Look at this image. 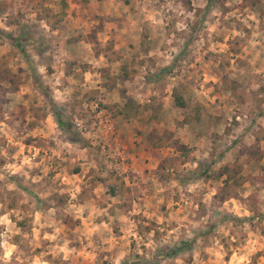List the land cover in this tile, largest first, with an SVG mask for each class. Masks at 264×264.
<instances>
[{"label": "clouds", "instance_id": "9594fccd", "mask_svg": "<svg viewBox=\"0 0 264 264\" xmlns=\"http://www.w3.org/2000/svg\"><path fill=\"white\" fill-rule=\"evenodd\" d=\"M41 2L44 8L48 7V0ZM119 7L120 18L125 21V31L121 36L132 43L142 31L145 35L156 33L163 49L158 53L149 52L144 57L146 67L140 70L135 94L123 87L116 94L107 91L115 83L116 76L111 82H106L96 74L109 67L102 55L89 60L91 71L83 77L85 93L94 92L95 97L91 103L77 101L63 73L57 69L56 75L49 79L47 66L39 58H34L36 75L46 89L44 95L47 101V109H41L42 115L37 122L38 131L21 132L18 136L15 129L0 121V141L7 140L12 148L18 146L14 158L0 151V157L6 159V163L0 166V264H55L57 261L59 264H104L105 261L107 264H157L154 260L157 247L175 245L182 236L191 240L202 225L214 232L211 248L204 251L215 256L216 264H264V236L259 234V228L256 231L252 229L259 221L257 213L264 214V188L257 191L256 187L244 184L238 195L230 194L226 197L228 203H223L220 199L223 193L205 183L203 175L207 172L214 176L222 171L228 156L221 159L220 153L228 154L236 139L247 137L255 142L256 136L264 137V117L260 115L264 112V0H217L211 10L209 0H130L127 6L121 3ZM224 9L229 11L225 13ZM38 14L42 17L43 11L31 12L30 15L47 33L49 24L44 18L38 19ZM25 15L29 12L26 11ZM225 24L231 28L228 40L222 44L215 43L224 35L222 29ZM0 28L4 25L0 24ZM0 38L7 39L3 35ZM205 50L214 61L219 60L225 66L221 69L213 64L205 70L202 60L197 59ZM114 51L119 54L121 50ZM230 52L241 54L230 55ZM21 66H24L23 61ZM189 72L192 73L191 78H188ZM221 74L227 79L222 80ZM118 75L123 79L122 73ZM145 76H151L159 84L158 91L145 94ZM218 85L233 88L240 99L227 101L234 107L228 111L225 130L219 131V139L210 144L200 138L211 136L209 129L212 126L195 122V108L215 105L217 99H221L215 94ZM242 86L248 91L244 92ZM184 90H187V98ZM151 96L156 97L155 103ZM166 96L169 97L167 101L164 99ZM126 100H131L138 109L151 106L155 110L164 105L160 117L163 130L170 133L164 137L166 143L163 147L167 151L161 156L153 149L158 158L149 165L137 162L140 169L136 173L137 184L147 188L150 196L154 194V201L149 204L129 198L131 202L126 205L120 198L119 184L106 178L105 185L96 186L82 178L95 176L91 170L97 167V162H92L91 155L78 148L85 141L94 140L97 143L93 146L99 148L105 131L102 126L93 123L96 109L103 103L114 113L126 111L123 102ZM245 100L251 102L245 103ZM224 102L221 99V103ZM184 104L187 108L182 107ZM69 105L77 108L70 130L60 126L64 110ZM189 109L193 113L191 118L187 116ZM48 111L58 114L54 128H50L46 120ZM228 128L232 129L231 133ZM107 131L114 134L116 129ZM123 132L121 128L120 134L123 135ZM29 137H34L44 147L54 149L49 160L38 163L41 153L36 147L28 149L25 155L20 140ZM261 145L264 146V142ZM104 154L109 155L107 151ZM11 159L16 162H11ZM45 163L67 165V172L80 165L85 171L82 176H68L63 169H56L59 174L51 177L47 169L43 175L37 174ZM111 167L119 174L124 171L116 165ZM12 176H17V181H12ZM152 176L157 177L159 183L151 181L149 178ZM18 184L28 187L30 193L35 189L34 195L26 197L28 207L22 213L9 211L4 199L21 192ZM109 188L117 189L116 199L106 195ZM178 191L189 197L184 201L189 209L192 207L190 200L203 202L204 208L195 222L184 213H180L183 218L177 220L174 215L161 211L170 194ZM42 192L66 196L67 206L57 205L45 213L36 201V196ZM254 193L258 204L249 200ZM214 196L217 197L215 202ZM42 198L47 200V196ZM213 204L214 228L209 221ZM58 214L73 226L79 222L80 227L67 233L63 224L52 219ZM12 216L16 217V222L27 219V229L16 227ZM153 220L161 233H166L158 241L154 231L142 234L139 227L145 221L148 222L145 227H149ZM114 229H120L122 237H114ZM43 245L48 247L37 254L36 249ZM49 254L51 261L46 259ZM196 255L199 264V252ZM158 261L165 264L163 254Z\"/></svg>", "mask_w": 264, "mask_h": 264}, {"label": "rangeland", "instance_id": "374dc122", "mask_svg": "<svg viewBox=\"0 0 264 264\" xmlns=\"http://www.w3.org/2000/svg\"><path fill=\"white\" fill-rule=\"evenodd\" d=\"M216 2L217 0H209L210 10L215 7ZM121 3L127 6L130 0H48L47 8H44L41 0H0V24L4 25V28H0V35L7 37V39L0 38V121H4L10 128L15 129L18 136L21 132L38 131L37 122L42 115L41 109H47V101L44 95L46 89L43 88L40 77L36 75V69L33 64L34 58H39L42 64L47 66L46 70L49 79L54 77L57 69H59L63 73L68 86L71 87L76 100H83L89 103L94 97L85 93L83 89V77L91 71L90 59L93 57L99 58L102 55L105 59L107 56L115 58L116 60L113 63L109 64L110 62H108V68L100 70L96 74L100 76L102 81L105 80L106 82H111L115 75V82H117V78L120 77L119 75L117 76V72L128 77L130 74H139L140 70L146 67L143 49L149 43L153 45L151 50L157 53L159 49L163 51L160 47V38L156 33L145 35L142 31L141 36L132 43H129L121 36V33L125 31V21L120 18L122 16L119 7ZM220 7L223 8V4H220ZM38 10L43 11V16L41 17L38 14V19L44 18L49 24V31L47 33L43 31L39 23L34 21L30 15L31 12H38ZM26 11L29 12L27 16L25 15ZM224 11L226 13L229 10L224 9ZM222 31L224 35L219 40L214 41L215 43L222 44L228 40V32L231 31L230 26L225 24ZM11 35L17 37L21 42L22 50L16 46L15 40L10 37ZM103 41L107 42L103 43ZM137 41L140 42V47H143L138 48V51L134 47ZM114 49H120L121 51L117 54ZM139 51L140 53H138ZM229 54L239 55L241 53L230 52ZM117 56L122 58V60L119 61L120 58L118 59ZM197 59L202 60L205 70L208 69L209 65L213 64L219 65L221 69L225 66L219 60L214 61L211 54L207 53V50H205V53L201 57H197ZM21 61L24 62V66H21ZM197 67H200V65H197ZM165 71L171 70L166 69ZM191 76L192 73L189 72L188 78H191ZM144 79L147 85L145 94L159 90V84L151 76H145ZM221 79L226 80L227 77L221 74ZM119 83L122 85L124 82L121 79ZM243 91L247 92V87H243ZM262 91H264V88H262ZM215 94L225 102L221 103V99H217L215 105L196 106L195 108V122L212 126L209 129L212 135L200 138L201 141H207L210 144L216 143L219 139V131L225 130V119L227 118L228 111L234 107V104H229L227 101L231 100L236 102L240 99L238 93L233 88L223 87L221 85L216 86ZM184 95L187 98V90H184ZM150 99L155 103V96H151ZM164 99L167 101L169 97L166 96ZM244 102L250 103L251 101L245 100ZM131 103V100H127L126 108L133 109ZM182 107L187 108V104ZM160 108L163 110L164 105L161 104ZM76 111L77 108L72 105H69L64 110L63 118L70 125V129L73 126L72 120ZM147 111V114H149L147 115L148 119L154 120V123L151 125L154 127L153 130L160 133L149 137V142L147 141L145 143L148 145V148L149 144L153 145L154 148H158L159 150L155 149L156 152H166L167 149L163 147L166 143L164 137L169 136L170 133L163 130V121L160 115L158 116V113L155 114L157 110L148 106ZM117 112L119 114H126L123 110ZM142 112H140V115L143 114ZM107 113L115 115L116 112L114 113L110 108H106L103 103L100 104L96 109V119L93 123L97 126L98 122ZM5 115L8 117L7 120H5ZM192 115V110L189 109L187 113L188 118H191ZM260 115L264 117V112H261ZM233 119L235 118L233 117ZM46 120L50 128L55 127L56 122L51 111H48ZM139 126L144 128L145 124L140 123ZM213 129L216 131H213ZM227 131L231 133L232 129L228 128ZM248 139L250 138L241 137L236 139L233 141L228 154L224 152L220 153L221 159H224L226 155L228 156V162L225 163L220 173L214 176H210L207 172L203 173L206 177L205 183H209L210 187L216 188L218 193H223V196L220 197L223 203H228L226 197L230 194L233 196L238 195V191L243 189L244 184L256 187L257 191L264 188V146L261 145L264 142V137L256 136L255 142ZM150 141L152 142L150 143ZM20 143L25 148V155L28 154V149L33 147L40 149L41 154L38 158V163L49 160L50 153L54 150L44 147L34 137L20 140ZM96 143L95 140L91 142L85 141L84 145L78 148V150L84 153L118 151V149L114 150L113 144H108L104 135L100 139L99 148L93 146ZM121 149L124 150L126 148L121 147ZM127 149L128 152H132V149ZM0 151L7 153L9 158H14L16 151H18V146L12 148L8 145L7 140H3L0 141ZM138 151L143 152V149ZM186 152L187 149L185 150V154ZM96 159L99 160V157ZM104 160V158H100L99 160V163L100 161L101 163L103 162V166L105 164ZM233 160L234 163L232 162ZM11 162L15 163L16 161L11 159ZM5 163L6 159L0 157V166ZM107 167H109V164ZM225 167H228V169H225ZM46 169L49 170V177L59 174L56 169L65 170L68 176H82V173L85 171L80 165L75 166L71 172H67V165L45 163L37 174L43 175ZM136 173L135 171L131 172L132 175H136ZM106 174L107 172L103 175L98 172L93 178L103 179ZM131 174H128V170H126L122 174L115 175L116 178L114 181L121 187L120 198L123 199L126 205L130 202L129 198L136 199L143 197L151 199L153 202L154 194L150 196L147 188L129 185L127 183L131 179ZM110 177L113 176L111 175ZM82 178L85 179V177ZM10 179L15 182L18 178L17 176H12ZM155 183H159V181ZM18 187L21 189L20 193L4 199L7 201L6 207L9 211L22 213L28 207L25 204L26 197L34 195L35 189L30 193L28 187L23 184H18ZM114 191L117 196L116 188L113 190L109 188L107 193H111L112 195ZM44 196H47V200L42 198ZM186 199H189V197H186L183 192L178 191L177 193L170 194L168 203L161 211L166 212L169 216L174 215L177 220L182 219L183 217L179 214L184 213L188 216V219L195 222V218L198 217L200 210L204 208V204L202 201L190 200L192 207L189 209L184 205ZM216 200L217 197L214 196L213 201L215 202ZM249 200L254 204L259 203L256 198V193ZM36 201L38 202L39 208L45 213L57 205L67 206V197H61L56 192L50 194L42 192L40 196H36ZM257 215L259 216V221L252 226V229L256 231L259 228V234L264 236V214L257 213ZM213 216H215V204L212 205V215L209 217V221L213 224L214 228L215 222L212 220ZM11 219L16 222L15 216H12ZM52 219L57 223L63 224L67 233L75 232L80 227L79 222L73 226L59 214L52 217ZM147 223L145 221V224ZM145 224L139 226L142 234L154 231L157 241L166 235V233L162 234L159 228H157L155 220L151 222L149 227H145ZM16 227L27 229V219L16 222ZM116 232H119V235ZM114 233V237L116 238L122 237L123 235L120 229H114ZM213 235V231L202 225L198 230V234L191 240L187 239L186 236H182L175 245L157 247L154 260L159 264L158 257L163 254L165 264H197L196 254L199 252V264H216L215 256L210 252L204 251L205 249L211 248ZM16 239H19V237ZM221 242L224 243L223 241ZM177 246H181L182 249L173 254V256L168 257L166 254L174 251ZM47 247L48 245L38 247L36 249L37 254L43 252ZM132 247L135 248V244ZM169 248L171 250L165 251V249ZM46 259L51 261V255H47ZM55 264H59V262L57 261ZM104 264H107V261ZM146 264H152V262H146Z\"/></svg>", "mask_w": 264, "mask_h": 264}, {"label": "crops", "instance_id": "0c3cea01", "mask_svg": "<svg viewBox=\"0 0 264 264\" xmlns=\"http://www.w3.org/2000/svg\"><path fill=\"white\" fill-rule=\"evenodd\" d=\"M139 43L140 42L137 41L135 43V45H134L136 51L139 50L138 48L142 47V46L140 47ZM152 47H153V45L149 43L147 45V47H145V49H143L144 50V54H145V55H143V57L148 55L149 52H155V51L151 50ZM143 50H142V52H143ZM159 52H160V49H159ZM138 53H140V51ZM105 54H107V53H105ZM117 58L119 59L120 57L117 56ZM138 58H140V56H138ZM106 60L108 62H110L109 64H111L116 59L115 58H110L109 56H107ZM120 60H122V58H120L119 61ZM135 74L136 75H133V74L131 75L130 74L126 78L123 77L122 80H123L124 83L122 85H120V83H119L121 78L118 77L117 78V82H115L110 89H107V91L110 94H116L117 92H119V89L121 87H123V88L126 89L127 92L135 93L136 92V82H137V80H138V78L140 76L139 75L140 73L139 74L135 73ZM117 76H118V72H117ZM103 81H105V80H103ZM88 94H90L93 97H95V95H96L94 92H88ZM121 98L123 100V93H121ZM123 102L127 106V100L123 101ZM89 103H91V100L89 101ZM131 104L133 106V109L127 107L126 108L127 110L125 111L126 114H119L118 112H116L115 115H114V114L107 113L106 116L98 122L97 126L98 127L102 126L104 128V130H105L103 135H104V138L106 139V141L108 142V144H110V143L113 144L114 150L118 149V151L117 152L116 151L115 152H108L109 155H107V156L104 154L105 152H85V154H90L91 155L92 162H98L97 163V167L95 169L91 170L92 172H94L95 174L99 172L102 175L107 172V174L104 176L103 179L93 178V176L85 177V180L87 182L94 183L96 186H100V185L102 186V185L106 184V178L109 179V180H111L113 178V180H111V181L116 183V181H114L115 178H116L115 175H118L119 173H117V171H115L111 166H113V165L119 166V167H121L124 170V172L126 170H128V174H131L132 171H135V172H139L140 171V169L137 167V162L138 161L139 162H143V164H145V165H149V164H151L152 162H154L158 158L156 155L153 154V149H156V150H159V149L158 148H154V146L151 145V144H149V148H148V145L145 143V142H147L149 140V137H151L153 135H156L157 133H160V132H157L156 130H153L154 127L151 126L152 123H154V120L153 119H150V120L148 119V116H147V115H149V114H147L148 113V111H147L148 110V106H146L144 109H138L133 102ZM155 110H157V112L155 114L158 113V116L162 112L161 108H157ZM141 111H143L142 112L143 114L140 115ZM153 115H154V113H153ZM117 121H119L121 123L120 124H116L115 122H117ZM155 122H157V121H155ZM140 123H144L145 124L144 128L139 126ZM110 128H115L116 129L114 134L113 133H109L107 131ZM121 128L124 129L123 135L120 134ZM139 131H141V132H139ZM141 133H143V134H141ZM151 142L152 141H150V143ZM121 147L126 148V149L123 150V149H121ZM127 148L132 149V152H128ZM140 149H143V152L138 151ZM157 153H159V155L162 156L166 152H157ZM97 157H99V160H100V158H102V159L104 158L105 159L104 160V162H105L104 166L102 164L103 162L101 163V161H100V163H99V160L96 159ZM108 164H109V167H107ZM111 175L113 177H110ZM99 177H101V176H99ZM149 179L153 180L155 182L159 181L157 179V177H155V176H152ZM127 183L129 185H137V186H139L137 184L136 175H132L131 174V179L128 180ZM111 189L113 190L114 188H111ZM106 195L110 196L111 193H106ZM110 197L112 199L117 198V196L115 195V191H114V194H112ZM139 200H143L145 204L152 203L151 199L143 198V197H138L136 199H131V201H137V202ZM101 222L103 223V222H106V221H101ZM113 234L115 235L114 232H113ZM116 234H119V232H116Z\"/></svg>", "mask_w": 264, "mask_h": 264}, {"label": "trees", "instance_id": "16d2710c", "mask_svg": "<svg viewBox=\"0 0 264 264\" xmlns=\"http://www.w3.org/2000/svg\"><path fill=\"white\" fill-rule=\"evenodd\" d=\"M13 40H15V44H16V46L19 48V49H21L22 50V48H21V42L17 39V37H15V36H13V35H11L10 36ZM123 77L124 78H126L127 77V75H123ZM185 105V104H184ZM184 105H182V106H184ZM53 114V113H52ZM56 115H58V114H53V116H54V120H55V122H56ZM60 126L61 127H66V128H68L69 130H70V125L68 124V123H65V119L62 117V119L60 120ZM225 169H228V167H225ZM182 249V247L180 246V247H176L175 248V250L174 251H172V252H170L169 254H166L168 257H170V256H173V254H175L177 251H179V250H181Z\"/></svg>", "mask_w": 264, "mask_h": 264}]
</instances>
